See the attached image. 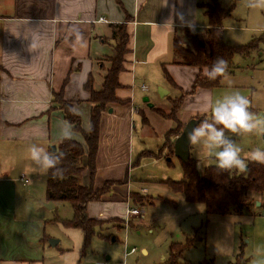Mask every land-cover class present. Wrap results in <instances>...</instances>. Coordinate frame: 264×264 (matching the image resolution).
Listing matches in <instances>:
<instances>
[{
  "label": "crops",
  "instance_id": "1",
  "mask_svg": "<svg viewBox=\"0 0 264 264\" xmlns=\"http://www.w3.org/2000/svg\"><path fill=\"white\" fill-rule=\"evenodd\" d=\"M206 3L208 0H0V264H44L51 248L56 249L53 254L60 264H75L70 254L84 255L82 232L58 222L57 228L76 246L70 251L57 248L61 240H55L53 247L48 244L53 239L46 234L48 216L41 206L52 210L58 203L48 207L45 193L35 186V180L45 182L46 173L30 172L26 149L37 143L47 149L55 146L57 151L66 139H61L58 127L65 121L63 113L53 102L57 93L79 109L76 115L87 130L92 104L85 85L101 90L109 60L115 56L112 26L120 24L125 26L127 44L114 96L124 104H112L101 114L94 178L90 181L85 169L79 181L94 188L110 184L98 201L87 205L88 218L108 222L104 227L114 221L119 229H105L115 233L136 228V218L126 229L123 221L127 204L135 207L131 194L140 192L132 177L139 165L134 160L133 136L136 127L148 126L149 120L144 116L136 123L137 116L154 114L151 108L169 109L179 92L183 97L179 110L188 119L210 115L213 89L188 94L196 76L206 75V69L174 64L171 46L182 29L201 32L207 28L201 8ZM163 67L177 89L165 81ZM67 139L83 144L73 131ZM85 161L83 156L82 163ZM261 200L253 199V206L260 207L257 201ZM141 254L147 251L141 249Z\"/></svg>",
  "mask_w": 264,
  "mask_h": 264
},
{
  "label": "rangeland",
  "instance_id": "2",
  "mask_svg": "<svg viewBox=\"0 0 264 264\" xmlns=\"http://www.w3.org/2000/svg\"><path fill=\"white\" fill-rule=\"evenodd\" d=\"M218 1L225 7L235 2ZM222 36L231 46H243L255 41L257 47L246 57L234 56L232 72L226 71L219 86L213 89V101L233 90H239L250 101L249 111L264 118V0L236 2L231 16L223 21ZM156 92L159 90L156 89ZM180 96L179 92L174 98L175 103ZM173 107L171 104L169 109L163 110L164 119L155 113L141 114L136 118V123L144 116L149 121L148 126L139 124L134 132V160L137 159L139 165L135 166L132 177L137 190L147 191L145 200L151 198L148 203L144 201L143 205H135L140 207L143 215L135 219V223H138L136 228L129 227L126 231L118 230L115 233L105 229H119L114 221L108 227H104L108 222L101 221L102 233L98 230L91 237L84 255H69L75 259V264H166L171 243L186 245L178 264H203L210 261L212 264H231L237 256L244 264H264V199L257 201L261 203L260 207L251 205L249 210L241 214H207L203 205L187 203L182 194L173 192L164 183L183 178L182 162L173 154L166 155L168 151L164 148L166 144L169 145L167 140L172 139L168 133L176 128V125L173 128L174 121L171 119L186 123L190 121L187 114L180 110L174 111ZM261 129H264V124L251 133L235 137L244 152L255 147L264 148V131ZM141 151L151 155L144 157ZM153 154H158L160 158L154 159ZM189 155L195 160V167L200 173L205 168L216 167L214 161L206 160L202 168H198L197 149L191 146ZM248 162L255 161L246 160ZM35 181V186H39L40 193L44 195L45 182ZM41 211L48 216L46 234L53 240H61L57 248L74 250L75 241L65 237L54 221L55 218L72 216L69 204L58 203L52 210L41 206ZM109 234L111 238L107 237ZM190 240L192 242L187 244ZM124 244L128 250L135 249L136 252L124 258ZM141 249L146 250L147 254H141ZM49 251L44 264H60L58 256L53 254L56 249L51 248ZM107 257L109 260L105 262Z\"/></svg>",
  "mask_w": 264,
  "mask_h": 264
},
{
  "label": "trees",
  "instance_id": "3",
  "mask_svg": "<svg viewBox=\"0 0 264 264\" xmlns=\"http://www.w3.org/2000/svg\"><path fill=\"white\" fill-rule=\"evenodd\" d=\"M235 0L228 7H224L218 0H208V3L201 5L204 9V15L207 18V28L201 32H194L189 28L182 29L180 37L172 40L171 46L175 60L174 64L194 67L199 69H209L212 63L221 58L227 62L226 71L232 72V60L235 55L246 57L249 52L254 50L257 45L255 41L243 46H231L223 39V21L231 16L235 7ZM112 39L115 40V56L109 61L110 68L103 77L100 91H93L87 83L85 88L90 92V103L92 104L89 113V125L87 130L81 127L80 118L71 111L73 103L64 101L61 93L54 95V103L62 111L64 120L67 121L74 133L81 136L83 144L80 142L63 139L57 146L56 153H63L58 168L59 174H54L53 170H48L45 175V199L47 202L67 203L72 210L70 220L54 221L60 223L64 228L77 229L83 234L82 253L85 251L91 237L101 230V221L90 219L86 214V207L91 202L98 201L107 191L109 183H104L100 188H94L92 185L85 186L80 183V176L86 169L90 181L93 180L98 154V142L100 131L101 114L110 108L112 104H124L115 98L114 92L119 87L118 75L122 71L123 58L126 53L127 35L124 24L112 26ZM163 77L172 87L176 88L171 77L163 67ZM221 76L210 80L206 75L199 73L188 94H193L197 89H214L219 86ZM182 96L175 103L170 102L174 111H179L182 105ZM152 112L161 118H166L160 109L151 108ZM210 116V115H209ZM199 121L203 117L195 118ZM205 119V118H204ZM176 122V128L170 131L168 137H177L182 131L184 124ZM169 145L164 146L168 153L172 155V142L167 140ZM162 151V150H161ZM142 152L144 157L151 155ZM155 155L157 159L160 156ZM86 156V161L82 163V157ZM151 158V157H150ZM152 158V159H153ZM195 160L189 157L188 161L182 163L183 178L179 181L167 180L164 182L175 193L182 194L187 203L201 204L207 214H241L253 206V199L261 197L264 199V163L248 162L246 170L240 173L236 170H220L217 167L205 168L201 173L195 167ZM139 193H132L131 200L134 205H143L151 201V198ZM130 225V224H129ZM188 241L187 244L191 243ZM186 245L180 243H171L166 264H178ZM203 264H212L205 262ZM244 264L237 256L234 263Z\"/></svg>",
  "mask_w": 264,
  "mask_h": 264
},
{
  "label": "clouds",
  "instance_id": "4",
  "mask_svg": "<svg viewBox=\"0 0 264 264\" xmlns=\"http://www.w3.org/2000/svg\"><path fill=\"white\" fill-rule=\"evenodd\" d=\"M189 27H192V24H189ZM226 66L225 60L217 58L205 74L208 79L214 80L225 74ZM249 105L250 101L245 95L239 90H233L211 103L210 116L186 130L187 144L197 149L198 168H202L206 160L214 161L220 170L243 171L246 160L264 163V148L255 147L244 152L235 139L236 136L251 133L264 124V118H259L249 111ZM71 111L80 114L77 108H72ZM58 127L61 139L72 135L71 126L67 121H60ZM26 151L30 161V172L38 174L47 173L48 170H53L54 174L61 172L57 165L63 153H56L37 143L29 144Z\"/></svg>",
  "mask_w": 264,
  "mask_h": 264
},
{
  "label": "water",
  "instance_id": "5",
  "mask_svg": "<svg viewBox=\"0 0 264 264\" xmlns=\"http://www.w3.org/2000/svg\"><path fill=\"white\" fill-rule=\"evenodd\" d=\"M149 107H151V105L149 104L148 105ZM197 122H199V120L197 119H191L190 121H188L181 133L175 138L174 140V143H173V155L178 158L182 163H185L188 161L189 159V146L186 142V139H185V133H186V130L187 129H190L194 124H196ZM49 150H52L54 152H56V147L55 146H52L50 147ZM246 170V167L244 169V171ZM48 207H52V203L49 202ZM57 241L55 240H48V244L53 247L55 244H56Z\"/></svg>",
  "mask_w": 264,
  "mask_h": 264
},
{
  "label": "built area",
  "instance_id": "6",
  "mask_svg": "<svg viewBox=\"0 0 264 264\" xmlns=\"http://www.w3.org/2000/svg\"><path fill=\"white\" fill-rule=\"evenodd\" d=\"M141 89L142 90H146V87L145 86H141ZM25 183H27V180H24ZM139 194L141 196H144L146 197L147 195V191L145 189H142L140 190ZM128 201H130V197L128 196ZM142 214V211L140 209V207H133V206H130L127 204L126 206V211H125V218H124V221H123V226L126 228H128L129 224H130V221L133 219V218H138L140 217ZM124 248H125V251H124V258H127L129 255H132L134 254L136 251L135 249H130L128 250L126 245L124 244Z\"/></svg>",
  "mask_w": 264,
  "mask_h": 264
}]
</instances>
